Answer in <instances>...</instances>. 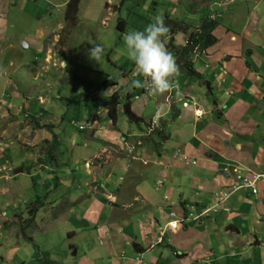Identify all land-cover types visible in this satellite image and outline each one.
<instances>
[{
    "label": "crops",
    "instance_id": "crops-1",
    "mask_svg": "<svg viewBox=\"0 0 264 264\" xmlns=\"http://www.w3.org/2000/svg\"><path fill=\"white\" fill-rule=\"evenodd\" d=\"M215 1L228 5L230 18L228 24L219 20L212 30L214 43L193 51L196 75L179 72L173 89L164 94L153 95L146 86L134 92L131 108L142 116L141 125L128 123L121 104L115 123L103 107V114L93 116L103 128L90 134L75 153L86 163L87 189L72 192L56 217L66 215L76 228L69 235H81L90 249H98L95 240L99 241L112 256L106 264H264V178L257 182L256 192L248 187L232 190L234 168L248 175L264 172V0ZM177 13L184 20L185 15ZM215 13L209 17H219ZM4 16H0V264H55L41 261L44 253L37 242L36 251L26 242L34 240L30 228L38 216L44 228L53 225L55 220L40 210L59 198L46 199L54 188L49 177L57 176L56 166L62 164L54 144L59 137L51 130L58 116L52 99L40 94L38 83L32 81L49 65L57 66V58L43 44L37 69L23 52L29 43L18 46L6 33ZM44 27H38L32 41L44 40ZM179 33L172 39L177 48L184 45L176 38ZM56 37L55 32L52 44ZM60 60L67 64L64 57ZM30 73L32 85L27 84ZM134 73L119 77L118 84L105 87L104 93L118 87L124 91ZM177 152L194 162L179 158ZM45 170L48 180L42 178ZM40 182L47 184V191H38ZM226 191L225 198H218ZM31 203L38 208L22 231L19 221L28 217ZM174 217L179 225L165 227ZM77 250L74 244L73 254Z\"/></svg>",
    "mask_w": 264,
    "mask_h": 264
},
{
    "label": "rangeland",
    "instance_id": "rangeland-1",
    "mask_svg": "<svg viewBox=\"0 0 264 264\" xmlns=\"http://www.w3.org/2000/svg\"><path fill=\"white\" fill-rule=\"evenodd\" d=\"M66 2L67 0H11L9 3L7 0H0V16L5 13L4 17L7 20L6 33L18 46H22V42L29 43L28 48L23 49V52L27 54V58H31L33 65L39 68V62L43 56V44L45 49L49 47L50 52L54 51V56L57 58V66L49 65L50 69L42 71L36 79H33L30 73V81L32 78L33 82L38 83L35 87L40 88V94H45L52 99L53 113L58 116L56 120H52L51 130L59 137L54 144H57L60 150L57 156L62 164L55 165L58 167L56 168L57 176L53 174V178L49 177L54 188L47 194L46 199L59 198L53 206L47 202L48 208L40 210L44 217H48V220H55L53 225L44 228L38 216L35 219L38 228L34 227L35 223L30 228L34 240L27 241L26 246L36 251L33 243L37 242L44 253L43 257L46 258L39 256L43 262L48 260L55 264H106V259H111L112 256L108 257L105 249L100 248L99 241L95 240L99 246L98 249L95 251L90 249V245L83 244L84 239L81 235H77L76 238L69 235V232L76 228L66 219V215L61 214L57 217L56 215L62 206L67 204V198L72 192L87 189V183L84 184L83 180L86 163L77 154L75 158V153L86 145V138L90 134L103 128L100 125L102 122L93 117L96 112L103 114L102 100L107 94L104 93V89L99 88L101 81L108 75L119 74L120 66L131 68V71L135 69L134 62L125 54L123 34L132 30L143 31L149 23L154 22L156 16H163L164 20L167 17L178 19L177 12L185 15L184 21L199 25L202 19L209 17L210 13L216 14L217 11L219 17L213 15L212 18L228 24L230 8L228 5L213 4L217 2L215 0H80L75 21L71 23L64 17ZM118 17L125 20L124 30L116 27ZM40 25L45 26L44 40L32 41ZM194 29V26L189 27L187 32ZM55 32L57 39L55 44H52ZM180 33L176 35V38L183 44L188 35ZM168 39L167 37V42ZM94 43L104 46L99 62L89 59L88 56V50ZM35 45L36 49L33 50ZM166 47L172 51V48ZM60 57L65 58L68 66L61 65ZM58 64L65 68H60ZM137 80L144 83L143 76L135 72L132 82L124 86L123 90H131L133 93L141 90V87L134 83ZM30 81L27 84L32 85ZM40 81L42 83H39ZM78 125L84 127L79 129ZM118 136L121 138V135ZM43 148L46 149V147ZM42 175V178L48 180L46 170ZM79 185L80 189H78ZM46 188L47 184L42 185L40 182L38 191L43 193L47 191ZM98 189L99 186L97 192ZM31 206L34 207L36 204H29V207ZM27 214L29 215L28 210ZM17 220L19 221V218ZM24 220L19 221L22 231H24ZM74 244L78 246L76 255L72 252ZM87 251L92 253L88 254ZM90 257H93L91 261L88 260ZM33 259L30 261L33 262Z\"/></svg>",
    "mask_w": 264,
    "mask_h": 264
},
{
    "label": "clouds",
    "instance_id": "clouds-1",
    "mask_svg": "<svg viewBox=\"0 0 264 264\" xmlns=\"http://www.w3.org/2000/svg\"><path fill=\"white\" fill-rule=\"evenodd\" d=\"M169 31L163 16H156L154 22L149 23L143 31L132 30L123 34L125 54L129 60L134 62V71L144 78L143 84L138 80L134 83L140 87L146 86L153 95L171 91L175 86L174 78L179 75L176 59L166 47ZM103 52L104 46L94 43L88 50L89 59L99 62ZM177 94L179 95V93ZM185 103L183 102V104ZM177 156L179 157L178 152ZM172 219H178V217ZM167 223L165 227H168Z\"/></svg>",
    "mask_w": 264,
    "mask_h": 264
},
{
    "label": "trees",
    "instance_id": "trees-1",
    "mask_svg": "<svg viewBox=\"0 0 264 264\" xmlns=\"http://www.w3.org/2000/svg\"><path fill=\"white\" fill-rule=\"evenodd\" d=\"M79 1L80 0H67L66 2L64 17L65 19H69L71 23L75 21V14L78 9ZM164 23L170 29L168 33L170 38L168 39L166 46H168V48H172V51L170 52L176 59V63L179 66V72L196 75V71L192 68L191 55L193 54V51L203 49L215 42L216 37L213 35L212 30L219 23V19L212 17L204 18L200 25H198L194 30L188 32L186 42L179 48L175 47L172 43L173 34L177 32V30L187 32L190 24L184 20L174 19L172 17H167L164 20ZM124 25L125 20L122 17H118L116 27L119 30H124ZM120 68L121 71L119 74L109 75L103 79L99 88L104 89L108 85L118 84V78L128 75L131 71V68H125L123 66H120ZM121 89L122 88L119 87L113 90L110 94L106 95L102 100L103 107L107 109L108 115L111 117L112 122L115 123L117 119L116 108L121 104L128 123L131 125H141V121L143 120L142 116L135 113L131 108L132 98L135 94L131 90L122 91ZM28 169L29 168H26L27 171ZM37 208L38 206L28 207L29 215L25 220L24 226H28L33 220Z\"/></svg>",
    "mask_w": 264,
    "mask_h": 264
},
{
    "label": "built area",
    "instance_id": "built-area-1",
    "mask_svg": "<svg viewBox=\"0 0 264 264\" xmlns=\"http://www.w3.org/2000/svg\"><path fill=\"white\" fill-rule=\"evenodd\" d=\"M82 127H83L82 125L79 126V128H82ZM178 154H179V158L185 161L194 162V160H192L191 158H188L185 154H180L179 152ZM234 177H235L236 182L234 183L232 190L243 188V187H248L251 189L252 192H256L257 182L264 178V172H254L248 175V174H244L240 172L237 168H234ZM232 190H230L229 192H231ZM229 192L226 191V192H222L221 194H217V193L216 194L218 195V198L223 199L229 194ZM170 213L171 215H175L174 211ZM178 224H179L178 219H172L167 223V226L171 228H175ZM164 231H165L164 229L161 231V235L164 234Z\"/></svg>",
    "mask_w": 264,
    "mask_h": 264
},
{
    "label": "water",
    "instance_id": "water-1",
    "mask_svg": "<svg viewBox=\"0 0 264 264\" xmlns=\"http://www.w3.org/2000/svg\"><path fill=\"white\" fill-rule=\"evenodd\" d=\"M22 46H23V47H27V43H26V42H23V43H22Z\"/></svg>",
    "mask_w": 264,
    "mask_h": 264
}]
</instances>
